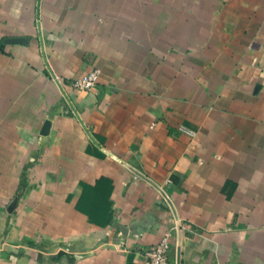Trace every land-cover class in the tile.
<instances>
[{
	"label": "crops",
	"instance_id": "1",
	"mask_svg": "<svg viewBox=\"0 0 264 264\" xmlns=\"http://www.w3.org/2000/svg\"><path fill=\"white\" fill-rule=\"evenodd\" d=\"M148 181L180 264H264V0H0V264H173Z\"/></svg>",
	"mask_w": 264,
	"mask_h": 264
},
{
	"label": "built area",
	"instance_id": "2",
	"mask_svg": "<svg viewBox=\"0 0 264 264\" xmlns=\"http://www.w3.org/2000/svg\"><path fill=\"white\" fill-rule=\"evenodd\" d=\"M98 77V71L92 69L80 77L73 79L71 87L76 90L87 91L94 86ZM169 248L168 237L160 238L152 244L144 253V264H172L168 260L167 251Z\"/></svg>",
	"mask_w": 264,
	"mask_h": 264
},
{
	"label": "water",
	"instance_id": "3",
	"mask_svg": "<svg viewBox=\"0 0 264 264\" xmlns=\"http://www.w3.org/2000/svg\"><path fill=\"white\" fill-rule=\"evenodd\" d=\"M6 42H20L21 39L19 38H7L5 39ZM39 44L41 45V39L39 36ZM51 76H53L51 74ZM58 88L61 91V94L63 95V97L65 98L67 104L71 107L72 112L74 114V116L76 117V119L78 120V122L80 123V125L82 126L83 130L85 131L86 135L88 136V138L93 141V139L91 138V136L89 135V133L87 132L85 126L83 125V123L81 122V120L79 119L78 115L75 113L74 109L72 108V106L70 105L69 101L66 98V95L64 94L63 90L60 87V84L58 83V81L56 79H54ZM47 122L44 123V127H46ZM94 142V141H93ZM130 168V167H129ZM131 169V168H130ZM133 172H135L137 175H139L140 177H142L137 171H135L134 169H131ZM144 179V177H142ZM150 182V181H148ZM150 184H152L150 182ZM153 185V184H152ZM153 187L157 190V192L162 196V198L165 200V202L167 203L172 216H173V220H174V225H175V243H174V263L173 264H180V227H179V223H178V219L176 217L175 211L169 201V199L166 197V195L163 193V191L157 186V185H153Z\"/></svg>",
	"mask_w": 264,
	"mask_h": 264
},
{
	"label": "trees",
	"instance_id": "4",
	"mask_svg": "<svg viewBox=\"0 0 264 264\" xmlns=\"http://www.w3.org/2000/svg\"><path fill=\"white\" fill-rule=\"evenodd\" d=\"M104 178H100L96 181V183H94V185L90 186V185H86V187L84 189H86V192L87 190L89 189H96V185L101 182V180H103ZM95 191V190H94ZM82 194V193H81ZM80 194V197L78 198L79 199H82L83 197L81 196ZM94 194V193H93ZM92 202H91V205L93 206V208L89 209L87 212V217L90 221L92 222H98V217L101 215V207L99 206V194L95 193L92 197ZM91 200V199H90ZM26 242V241H25Z\"/></svg>",
	"mask_w": 264,
	"mask_h": 264
},
{
	"label": "rangeland",
	"instance_id": "5",
	"mask_svg": "<svg viewBox=\"0 0 264 264\" xmlns=\"http://www.w3.org/2000/svg\"><path fill=\"white\" fill-rule=\"evenodd\" d=\"M12 238H9V240H6V242L2 245V247L0 248V252H2L3 254H10L12 252H14L12 249ZM54 253V252H53ZM38 254L41 255V253L39 252ZM4 260H10L9 258L4 259ZM16 264H34L32 261H29V258H27V255L24 256L23 258H17L14 260Z\"/></svg>",
	"mask_w": 264,
	"mask_h": 264
}]
</instances>
